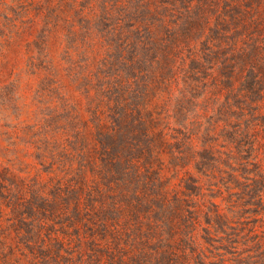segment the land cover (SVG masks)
I'll return each mask as SVG.
<instances>
[{
  "label": "trees",
  "instance_id": "1",
  "mask_svg": "<svg viewBox=\"0 0 264 264\" xmlns=\"http://www.w3.org/2000/svg\"><path fill=\"white\" fill-rule=\"evenodd\" d=\"M27 87L49 169L0 164V264H264V0H0Z\"/></svg>",
  "mask_w": 264,
  "mask_h": 264
},
{
  "label": "rangeland",
  "instance_id": "2",
  "mask_svg": "<svg viewBox=\"0 0 264 264\" xmlns=\"http://www.w3.org/2000/svg\"><path fill=\"white\" fill-rule=\"evenodd\" d=\"M18 76H21L19 69L14 73V77ZM19 85L22 86V82H20ZM26 90L28 92L26 93L24 91V99L18 98V96L15 95L13 101H8L5 95L0 93V164L4 167H9L21 177H32L33 175H28L26 172L31 170L32 174L35 170L32 168L33 166L45 175L49 169V164L40 162L43 158L40 156L39 152L35 151L33 148L38 138L32 139L29 131L23 128L33 123L31 114L33 113L34 119L35 114H37L35 111V96L31 89L28 90L27 87ZM18 93L20 92L18 91ZM53 97L55 99L58 98L55 93ZM25 100L28 103L29 108L27 109H29L30 112L21 106V103ZM38 102L41 103L40 100H38ZM38 118H40V116H38ZM11 125H18L23 129L18 130L15 136H13L10 134L9 129H7V127ZM37 146H41L40 142ZM216 202L219 203L218 200ZM261 207H264V205ZM256 219L264 220V212L260 216H257Z\"/></svg>",
  "mask_w": 264,
  "mask_h": 264
}]
</instances>
